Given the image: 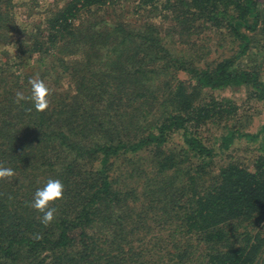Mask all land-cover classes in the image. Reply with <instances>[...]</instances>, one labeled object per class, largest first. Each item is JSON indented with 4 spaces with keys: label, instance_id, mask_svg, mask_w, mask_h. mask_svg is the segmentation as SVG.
I'll use <instances>...</instances> for the list:
<instances>
[{
    "label": "trees",
    "instance_id": "trees-1",
    "mask_svg": "<svg viewBox=\"0 0 264 264\" xmlns=\"http://www.w3.org/2000/svg\"><path fill=\"white\" fill-rule=\"evenodd\" d=\"M14 1L0 0V165L16 173L0 180V264H264V125H228L237 106L212 94L264 103V0H133V20L120 0H55L22 35ZM161 3L178 33L152 22ZM209 31L226 53L173 56ZM37 75L45 112L15 102ZM208 125L218 148L257 141L251 164L216 166ZM49 179L65 191L45 227L29 204Z\"/></svg>",
    "mask_w": 264,
    "mask_h": 264
},
{
    "label": "rangeland",
    "instance_id": "rangeland-1",
    "mask_svg": "<svg viewBox=\"0 0 264 264\" xmlns=\"http://www.w3.org/2000/svg\"><path fill=\"white\" fill-rule=\"evenodd\" d=\"M55 0H15L14 12L16 16L17 25L19 27V32L25 33V29H31V26L34 24H38L43 22L45 18V11L53 5ZM135 2L133 0H120L119 5L116 8V14L128 20H133L137 18V14L134 13ZM165 5L161 3L158 8L159 11L157 14L158 18H154L152 22L155 24L156 29L161 33H164L168 27H176L177 33L180 31L179 26L174 20V15L169 14L162 6ZM162 7V8H161ZM147 11L139 12L138 14H142L138 16V18H142L143 15ZM154 12V11H153ZM167 15V16H166ZM84 17V14H80L79 19L75 21L77 23ZM28 24L27 26H25ZM25 28V29H24ZM209 33H211L209 31ZM16 37H20L19 34ZM17 39V38H15ZM176 39V36H175ZM212 33L210 36L207 34H199L196 32L189 40L186 41H177L175 45L169 44V48L173 54V56H178L179 54H184L189 58L194 57L195 55H203L207 50L211 51L209 53V57L214 58L222 55V53H226L228 51V47L224 45L220 47L219 50H212L214 47V42L212 41ZM211 41L209 44H207ZM16 47V46H15ZM15 47H11L10 51H15ZM196 58V57H194ZM1 53H0V63H1ZM5 60V59H4ZM2 65V64H1ZM0 65V66H1ZM50 65V64H49ZM48 65V66H49ZM51 66V65H50ZM173 68L169 67L166 70L165 79H170L176 72H171ZM60 74V70L51 69L50 74L46 78V83L50 85H57L54 83L55 78ZM177 77L180 79H187L188 75L183 72H178ZM66 78V76H65ZM67 79V78H66ZM65 79H62L61 82H58L59 86L63 85ZM210 93V92H209ZM212 94L217 97H227L230 98L234 104L237 106V116L236 118H232L228 125H235L241 127V131L248 132L250 134L256 133L262 125H264V103L256 100L249 99L246 93L245 88H230L222 91H213ZM227 123V122H226ZM204 135L207 141L215 147L217 151V156L215 157V165L219 166L226 162L229 159L236 160L238 162H242L245 165H249L252 162L253 156L256 151L257 141L252 142L251 139L248 138H235L233 142L230 143L229 148L223 149L218 148L221 144V136L223 133L222 127L220 126H206L204 129Z\"/></svg>",
    "mask_w": 264,
    "mask_h": 264
},
{
    "label": "clouds",
    "instance_id": "clouds-1",
    "mask_svg": "<svg viewBox=\"0 0 264 264\" xmlns=\"http://www.w3.org/2000/svg\"><path fill=\"white\" fill-rule=\"evenodd\" d=\"M31 86L30 96H25L22 92L15 93V102L30 101L37 112H45L50 107V89L43 79L38 75L29 79ZM32 109H28L31 111ZM16 175L12 168H5L0 165V180H11ZM64 184L59 179H49L46 184L35 191L31 208L41 214L40 222L47 227L50 225L56 214V208L52 207L56 202L64 199ZM37 239L41 238L39 235Z\"/></svg>",
    "mask_w": 264,
    "mask_h": 264
}]
</instances>
